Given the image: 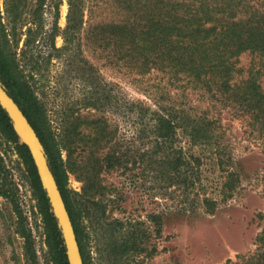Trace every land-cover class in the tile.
I'll use <instances>...</instances> for the list:
<instances>
[{
	"label": "trees",
	"instance_id": "16d2710c",
	"mask_svg": "<svg viewBox=\"0 0 264 264\" xmlns=\"http://www.w3.org/2000/svg\"><path fill=\"white\" fill-rule=\"evenodd\" d=\"M68 5L66 26L59 32L58 8ZM54 10L51 29L44 32V7ZM87 0H3L4 13L15 35L25 23L21 59L11 50L0 24V82L40 139L48 166L69 213L84 264L85 230L105 213L107 197L126 202L140 188L173 203L175 214L202 209L212 214L218 201L226 202L240 188V171L230 149L222 115L240 120L246 139L264 144V5L244 0H117L110 16L83 27L100 7ZM86 10V11H87ZM103 10V9H102ZM97 48L120 61L135 82H147L144 99L126 100L122 127L106 116L107 96L90 93L87 116L62 113L51 120L39 96L40 68L28 56L37 38L45 34L50 50L80 48L82 31ZM61 35L64 45L55 48ZM28 56V57H27ZM248 57L243 65L241 58ZM153 81L152 83H150ZM176 90L174 94L171 91ZM0 137L13 146L22 162L46 229L52 264H67L60 231L41 189L27 148L19 143L14 123L0 107ZM66 153V158L62 157ZM218 172L209 180L208 173ZM69 174L83 183L82 193L67 189ZM124 178L120 186L102 175ZM146 184L151 185L149 188ZM0 196H6L1 190ZM145 221L127 217L128 229L115 243L113 254L137 264L142 252L153 253L147 222L160 232L161 217ZM264 219L262 213L258 214ZM88 222L89 226L84 224ZM123 228V223H118ZM144 227V229H142ZM22 237L27 238L21 226ZM255 249L224 264H264V227Z\"/></svg>",
	"mask_w": 264,
	"mask_h": 264
},
{
	"label": "rangeland",
	"instance_id": "374dc122",
	"mask_svg": "<svg viewBox=\"0 0 264 264\" xmlns=\"http://www.w3.org/2000/svg\"><path fill=\"white\" fill-rule=\"evenodd\" d=\"M117 0H87V6L100 7L90 19L87 8L83 27L105 17H109V7ZM249 5L260 8L264 0H244ZM262 8V7H261ZM103 9V10H102ZM68 5L63 1L58 8L57 27L59 32L66 26ZM54 10L49 5L44 7L42 24L44 32L51 29ZM0 24L9 34V45L21 59L24 51L27 26L17 25L15 35L7 23L3 0H0ZM83 30L80 48L71 52L50 50L45 34L39 36L32 47L27 49L28 56L39 63L38 85L40 99L45 104L51 120L62 113L87 116L95 113L84 106L85 99L94 92L107 96L105 114L116 120L122 127L121 111L126 100L145 98L143 93L147 82H135L128 76L120 61L111 62L108 51L95 47L88 40V33ZM55 48L64 45L63 37L58 35ZM27 56V57H28ZM247 65L248 57L241 58ZM151 81L150 83H152ZM171 91V95L176 93ZM228 129L231 140L230 149L240 171V188L226 202L218 201L212 214L198 209L195 213L175 214L173 203L155 194L153 190L140 188L128 193L129 200L122 203L111 194L107 197L105 213L93 221L85 230V255L88 264H128L126 256L113 254L115 243L120 242L121 233L128 229L127 217L145 221L148 215L161 217L160 232L157 227L147 222L150 232V246L155 252H142L137 255V264H224L235 261L240 255L251 253L255 249V238L264 227V144L246 139L243 127L238 119H232L224 113L222 122ZM66 158V153L62 152ZM219 173H208L209 180L217 178ZM67 189L81 194L83 183L76 175L69 174ZM107 183L120 186L124 178L118 175H102ZM151 185L146 184L149 188ZM0 187L6 196H0V264H52L46 244V229L37 201L31 189L26 171L13 146L0 137ZM123 223L120 228L118 223ZM85 226H89L86 222ZM21 226L27 238L21 235ZM144 229V227H142ZM83 261V259H82ZM84 264V263H83Z\"/></svg>",
	"mask_w": 264,
	"mask_h": 264
},
{
	"label": "water",
	"instance_id": "95a60500",
	"mask_svg": "<svg viewBox=\"0 0 264 264\" xmlns=\"http://www.w3.org/2000/svg\"><path fill=\"white\" fill-rule=\"evenodd\" d=\"M0 107L14 123L19 143L24 145L32 160L41 189L60 231L67 264H83L77 237L57 183L48 166L44 147L35 130L7 94L0 82Z\"/></svg>",
	"mask_w": 264,
	"mask_h": 264
}]
</instances>
